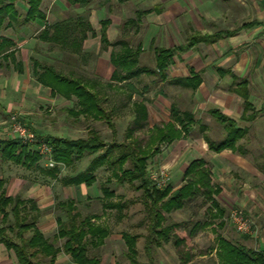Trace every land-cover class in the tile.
I'll return each mask as SVG.
<instances>
[{
	"label": "rangeland",
	"instance_id": "rangeland-1",
	"mask_svg": "<svg viewBox=\"0 0 264 264\" xmlns=\"http://www.w3.org/2000/svg\"><path fill=\"white\" fill-rule=\"evenodd\" d=\"M83 2V7H80L70 4L67 0H44L42 9L47 20L24 25L22 21L27 12L25 0H3L2 5L12 3L18 15L7 13L2 15L4 24L0 29V36L14 39L13 48H17L19 39H34L32 45L35 46V50L29 53V60L25 59L30 73L33 69V60H38L53 66L67 77L83 80L103 99V107L110 115L114 128L102 120L97 121L91 117L78 115L76 112L79 107L75 97L71 100L52 97L48 90L34 84L33 79L31 80L33 84H29L27 91L22 77H19L18 83L13 81L16 67L13 68L9 61L0 59V139L20 141L13 136L9 125L10 117L16 116L40 140L41 137L47 136L86 139L91 131H96L107 146L112 143H127L131 141L128 138L130 135L143 147H147L153 126H162L171 120L173 118L171 108L176 106L180 113L194 114L197 123L191 126V132L182 140L161 145V153L148 164V174L157 172L161 167L166 168L169 175L168 185L177 190L191 178H184V172L191 161L201 158L206 162L203 171L211 174L213 193L209 195L199 192L188 198L182 209L163 213L166 219L162 224L163 227L176 225L177 229L169 234L167 241L162 240L160 248L153 245L150 255L146 252L145 245L149 234L151 215L148 209L151 202L143 196L144 189H136L137 183L119 184L112 170L105 165L93 173L96 177L94 185L82 187L83 194L79 188L64 184L63 179L86 171L97 154L86 155L67 166L60 165L57 167L59 172L54 178L48 173L51 169L46 166L39 150L20 141L28 146V152L38 155L41 159L35 165L25 167L3 160L0 155V180L6 181L0 188V195L5 191L7 196L24 200L28 192L29 196L40 198L48 196L49 193L54 200V217L63 220L65 214L61 209L56 208V205L68 199L80 198L82 203L77 205L80 220L90 212L96 217L98 226L110 231V237L113 235L112 241L107 243L104 241V244L118 245L116 248L119 264H134L125 256L127 247L121 237L123 233L138 236L137 255H130L135 264H221L217 257L219 238L251 250H262L264 248V177L259 169L264 170V138L256 139L255 134L249 131H253L255 125L252 128L251 124L248 133L239 142L243 151L247 153L246 156L230 152H225L224 155L212 154L206 151L205 145L191 154L193 148L200 142L203 143L204 135L215 142L223 141L227 135L224 124L197 109L198 100L192 97L191 90L173 85L169 80L162 82L157 76L143 74L137 79L130 80L137 93L126 87L122 80L112 81L114 72L110 62L112 47L105 46L99 36L100 21L110 19L113 24L109 36L110 42L125 40L133 48L142 43L144 50L140 55V67L154 68V46L168 45L161 39L162 31L154 38L153 26L159 21H156L153 13L146 14L148 11H153L155 0L142 2L83 0ZM43 27L48 32L45 38H42ZM18 59H21L20 56ZM169 76L171 80L173 70H170ZM15 83L19 84L18 91L13 89ZM143 105L147 109L146 119L143 118L141 111ZM104 151L105 149H101L99 152ZM174 153L176 158L172 156ZM173 161L175 163L169 166ZM127 167L129 166L125 165V168ZM194 177L199 175H193L192 178ZM104 187L114 193L112 198L104 200L102 193ZM217 188L220 189L219 194L215 193ZM101 196L104 203L122 206L113 208L104 207V204L103 207L97 206L94 200L85 205L86 197ZM26 207L29 211V204H26ZM11 208L12 206L7 208L10 213L7 223L1 222L0 216L1 225L6 227L14 225ZM233 212H237L251 222L252 228L249 233L237 230L232 218ZM32 213L35 215V212ZM7 234L18 242L15 232L8 230ZM25 238H29V233Z\"/></svg>",
	"mask_w": 264,
	"mask_h": 264
},
{
	"label": "trees",
	"instance_id": "trees-1",
	"mask_svg": "<svg viewBox=\"0 0 264 264\" xmlns=\"http://www.w3.org/2000/svg\"><path fill=\"white\" fill-rule=\"evenodd\" d=\"M0 0V29L4 24V13L18 15L12 3L2 5ZM44 0H25L27 12L24 20V25L32 24L36 21H45L46 14L42 11V3ZM70 4H79L83 7V0H67ZM121 1V0H120ZM11 22V20H10ZM111 25V20L106 19L100 21V40L107 46L112 47L110 62L114 67L111 80H122L126 87L137 93L135 86L130 83V80L137 79L141 75L157 76L162 82L168 81L173 85H179L183 88L196 90L198 82L187 81L181 79H169L168 70L173 63V58L177 52H184L198 42H211L209 37H199L190 39L187 44L176 48H155V66L154 68L140 67V55L143 52L142 43H139L136 48L125 40H119L111 43L107 36V30ZM48 35L46 30L43 31L42 38ZM51 40V39H50ZM57 40V38H53ZM14 42L0 36V59H10L15 61V51L13 50ZM119 48V49H118ZM17 66L21 67L20 64ZM33 78L44 87L51 89L54 96H63L67 100L76 98L79 109L78 115L91 117L93 120H102L111 128H114L111 122L110 115L103 107V99L100 95L91 90L86 83L81 79L67 77L61 72H58L53 66L47 65L38 60H33ZM157 83V81H154ZM239 95L244 101L243 117L247 121L254 118L255 108L249 102V92L245 86H241L238 90ZM173 118L162 126H154L147 147H143L137 139H133L127 143H112L106 145L96 131H91L88 138H58V137H41L53 149V159L63 165H70L74 160H80L86 155H96L89 163L86 171L75 176H70L63 179L65 185L91 187L96 182V177L93 174L99 168L108 166L113 176L119 184L129 183L134 185L137 183L136 189L143 190V196L151 202L149 206L148 226L149 234L146 237L145 250L150 255L152 246L161 247L162 240L167 241L169 234L177 229L176 225L163 227L166 221L163 213H172L173 211L182 209L184 202L199 192L212 194L211 174L203 171L205 161L202 159L192 160L189 167L184 172V178H190L185 185L174 190L172 186H166L159 190L150 180L148 174L149 162L160 152L162 144H171L185 137L191 132V126L196 124L195 116L192 113H180L176 106H172ZM143 118H147V109L143 105L141 107ZM216 120L225 126L227 132L226 138L221 142L211 140L207 135L203 138L208 145L209 150L215 153H221L225 150L233 152L239 151L245 154L243 148L239 145V141L247 133L246 129H240L232 120L219 115L218 112H212ZM105 149L103 153L99 151ZM0 155L3 160L11 161L17 165L31 167L35 165L41 158L38 155L28 152V146L23 145L20 141L9 139H0ZM126 166H129L125 168ZM202 171H199L201 170ZM59 170L51 169L48 172L54 178ZM264 176V170H262ZM193 175L199 177L192 178ZM5 185V181H0V188ZM103 198L110 199L114 193L107 187L102 189ZM216 194L220 193L217 188ZM29 204V211L26 207ZM78 203L74 199H68L59 202L56 208L61 209L65 214V220L57 218V234L55 242L65 240L62 247H56L54 242L47 240L39 228L37 223L41 216V211L34 199L21 200L14 196H7L5 191L0 195V216L1 222L7 223L10 213L7 210L12 206L11 214L14 219V225L6 227L0 224V244H3L7 250H12L19 264H54L56 256L63 251L70 255L77 264H99L97 258L88 256V246L98 248L104 244L105 239L109 236V231L103 227L92 223L91 218L80 220L77 210ZM106 205V206H105ZM20 206L22 208L20 209ZM121 207L122 205H113L104 203V207L113 208ZM35 212V215L32 213ZM143 225V224H141ZM8 230L15 232L17 241H14L8 236ZM31 232L29 238H25L27 233ZM156 237V239H155ZM122 239L127 246L126 256L132 263L135 264L130 255H137V239L138 236H130L128 233L122 234ZM217 257L221 264H264V248L261 250H251L245 246H237L229 240L219 238Z\"/></svg>",
	"mask_w": 264,
	"mask_h": 264
},
{
	"label": "crops",
	"instance_id": "crops-1",
	"mask_svg": "<svg viewBox=\"0 0 264 264\" xmlns=\"http://www.w3.org/2000/svg\"><path fill=\"white\" fill-rule=\"evenodd\" d=\"M142 1L144 0H139V2ZM42 11L44 12L43 9ZM149 12L150 11L146 14L153 13L156 21H159L154 23L153 26L154 38L155 35L162 31L163 38L161 37V39L163 42L168 43V45L154 46V49L176 48L187 44L191 38L209 37V39H211L209 43L198 42L184 52H177L168 70V75H170V70H173L172 79L198 82L196 90L193 91L189 89L192 92V97L198 100L197 109L205 112L207 116L213 117L214 119H216V117L212 115V112H218L219 115L236 123L238 128L246 129L247 133L251 124L252 128H254L255 125V129L249 131L255 134L254 137L256 139H263L264 0H155L154 9L150 13ZM44 24L46 25V23ZM112 26L113 24L111 23L107 30L108 39L111 34ZM12 41L15 40L13 39ZM33 42L34 39H19V42L16 44L17 48H13L16 60L11 61L10 59H2L3 61H9L10 66L13 68L16 67V75H14L15 78L13 81L18 83L19 77H22L25 82L24 88L28 91L29 84H33V82L31 83L33 79L35 81L34 84L38 85L39 88L48 90L52 97L64 98L63 96L52 95L51 89L36 82L32 76L33 69L32 73H30L29 65L25 59L28 58L29 60V53L35 50V46L32 45L34 44ZM18 56H20L21 59H18ZM31 58L32 57H30V59ZM12 62L15 63L13 64ZM17 64H20L21 67L17 66ZM30 76H32V78H30ZM16 83L13 89L18 91L19 84ZM241 86L247 88L249 92V102L255 108L256 114H254V118L249 121L243 117V115H245V105L243 98L238 93ZM39 90L40 89H38V91ZM9 106L12 107V105ZM244 137L241 140H243ZM202 141L203 143L200 142L197 147H195L197 149L193 148V150L190 151L191 154L195 153L194 150H200V148L205 145L206 151L216 155H224L225 152H230L235 155L240 154L241 156L247 155L246 152L245 154H241L239 151L233 152L231 150L215 153L209 150L204 138ZM181 148L183 149L184 146ZM160 153L161 148L157 155ZM175 154L176 153L172 155L174 158H176ZM174 163V161L171 162L169 166H172ZM259 171L262 173V170L259 169ZM2 180L3 179L0 181ZM82 187L83 186H78L75 188H79L81 194H83ZM47 195L48 196H43V198L38 196L31 197L28 192V196L24 200L34 199L36 201L41 211L37 227L47 240L54 242L56 247H62L65 242L64 239L59 240L57 243L55 242L57 218L53 215L54 200L49 196V193H47ZM37 198H40V200ZM93 200L97 206L103 207L104 200L102 196L95 198L86 197L85 205L91 203ZM75 201L78 204L82 203L80 198H77ZM85 218H91L92 223H96V217L90 212L86 213L83 219ZM104 219L107 218L104 217ZM95 225H97V223ZM30 235L31 232H29V236ZM112 237L113 235L110 237L109 231V236L105 242H111ZM106 243L98 248L88 246V256L90 258H97L99 264H119V254L116 248L118 245L109 243L106 246ZM123 252L124 251H122V253ZM0 264H19L15 253L12 250H7L3 244H0ZM54 264L77 263L70 255L66 254L63 249H61L56 256Z\"/></svg>",
	"mask_w": 264,
	"mask_h": 264
},
{
	"label": "built area",
	"instance_id": "built-area-1",
	"mask_svg": "<svg viewBox=\"0 0 264 264\" xmlns=\"http://www.w3.org/2000/svg\"><path fill=\"white\" fill-rule=\"evenodd\" d=\"M9 125L11 126L10 129L15 138L27 145L30 144L39 150V154L43 157L48 168L54 169L63 165L53 159L52 147L44 140H40L36 134L31 131L27 125L21 123L16 116L10 117ZM149 178L157 189H163L169 184L167 169L163 167H161L157 172H151ZM232 218L239 232L249 233V231H251V222L248 219H244L241 215H238L237 212H233Z\"/></svg>",
	"mask_w": 264,
	"mask_h": 264
}]
</instances>
